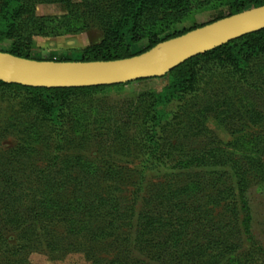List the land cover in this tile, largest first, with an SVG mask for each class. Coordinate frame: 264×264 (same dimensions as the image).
Instances as JSON below:
<instances>
[{
    "label": "rangeland",
    "instance_id": "1",
    "mask_svg": "<svg viewBox=\"0 0 264 264\" xmlns=\"http://www.w3.org/2000/svg\"><path fill=\"white\" fill-rule=\"evenodd\" d=\"M142 1L0 0V50L135 52L150 41L138 15L164 37L247 0ZM184 73L56 93L0 82V264H264V32Z\"/></svg>",
    "mask_w": 264,
    "mask_h": 264
},
{
    "label": "water",
    "instance_id": "2",
    "mask_svg": "<svg viewBox=\"0 0 264 264\" xmlns=\"http://www.w3.org/2000/svg\"><path fill=\"white\" fill-rule=\"evenodd\" d=\"M261 30H264V4L191 29L129 57L40 60L0 50V80L53 89L112 86L158 78L193 57Z\"/></svg>",
    "mask_w": 264,
    "mask_h": 264
},
{
    "label": "trees",
    "instance_id": "3",
    "mask_svg": "<svg viewBox=\"0 0 264 264\" xmlns=\"http://www.w3.org/2000/svg\"><path fill=\"white\" fill-rule=\"evenodd\" d=\"M144 2L148 3L149 0H143L142 3H144ZM146 3L145 4H141V6L139 4V7H134L135 11L140 10L141 7L147 9V4ZM263 4H264V0H247V1L243 2V3H241L240 6L237 9H232L231 12H229L227 14L225 13V11L217 12L216 16L211 21H209L207 23L213 22V21L218 20L220 18L229 16V15H232V14H236V13L244 11L246 9H249V8H252V7H256V6H260V5H263ZM96 9H98V11H100L99 6H96ZM118 11L120 13H122V14H126V16H132V15H130L131 11L129 10L128 7L125 6V4H123V6L118 9ZM138 17H139V15H138ZM138 17H135V18L132 19V23H131L130 27H131V30H133V31L134 30H140L141 31L142 34L140 36H138L137 39H140V38H142L144 36H148L149 37V40H150L149 44L144 49L132 52L129 46H120V44L115 45L114 47H112L113 49H111V45H109V44L99 45V47H96V48L90 49V51H87L84 54V58L82 60H85V61H89V60H109V59H117V58L129 57V56H133V55H136V54H140V53L150 49L151 47L155 46L157 43H159V42H161L163 40H166V39L181 35V34L187 32V31H189L191 29H194V28H197L199 26H203V25L207 24V23H205V24H200V25H194V26L190 27L189 29H186V30H183V31H175V32H173L171 34H168V35L164 36V37H159V35L157 33H152L153 32L152 30L155 28V23H152V20L154 18L153 13L146 14L141 19H136ZM51 20H53V21L51 23H49V24H48V22H45L46 20H44L43 22H40L39 23L40 30L45 29V28H50V30L54 31L56 28H58V25L61 22H58L59 20H57L56 18L51 19ZM263 32H264V30H261L259 32H255V33H251V34L245 35V36H243L241 38H238V39L233 40V41H231L229 43H226V44H224L222 46H219V47H217V48H215L213 50H210V51H208V52H206L204 54H201V55H198L196 57H193L192 59H190V60L186 61L185 63L179 65L178 67L174 68L172 71L167 73L165 76H167L170 73H173V72L179 70V71H181V78L184 79L188 75L187 73H184V67H185L187 62H189V61H191V60H193V59H195L197 57L208 55L211 52H214V51H216L219 48H223V47H226V46H228L230 44L240 42L243 39L252 38V37H254V36H256V35H258L260 33H263ZM26 48H27L26 45H18V44H16V46H13V49L8 51V52H10L12 54H15V55L28 57L24 53ZM165 76H163V77H165ZM142 80H144V79H142ZM0 82L6 84V82H3L1 80H0ZM175 82H176V80H174V82H173V84H171V86L174 85ZM128 83H130V82H128ZM7 84H9V83H7ZM124 84H126V83H124ZM11 85H16V86H19V87H25V88H28V89H31V90L49 91L51 93H56L59 90H65V89L105 88V87L118 86V85H122V84H117V85H112V86L87 87V88H53V89L27 87V86L18 85V84H11Z\"/></svg>",
    "mask_w": 264,
    "mask_h": 264
}]
</instances>
